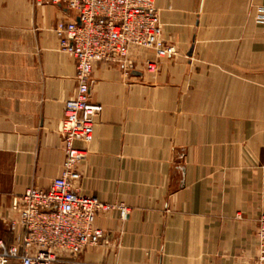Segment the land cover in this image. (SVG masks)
<instances>
[{
  "label": "crops",
  "instance_id": "obj_1",
  "mask_svg": "<svg viewBox=\"0 0 264 264\" xmlns=\"http://www.w3.org/2000/svg\"><path fill=\"white\" fill-rule=\"evenodd\" d=\"M178 55L156 71L97 63L103 106L80 166V193L114 206L103 240L55 264H257L264 215V0H156ZM64 6L0 0V236L14 200L49 189L65 160L61 124L76 60L60 49ZM139 74H134L133 72ZM129 215L124 218L119 206Z\"/></svg>",
  "mask_w": 264,
  "mask_h": 264
},
{
  "label": "built area",
  "instance_id": "obj_2",
  "mask_svg": "<svg viewBox=\"0 0 264 264\" xmlns=\"http://www.w3.org/2000/svg\"><path fill=\"white\" fill-rule=\"evenodd\" d=\"M64 6L74 11L77 21H61L56 34L60 49L76 60V95L65 104L61 124L65 160L63 170L49 189L29 187L14 200L17 218L10 223L15 236L8 245L0 236V264H55L61 254L78 256L98 245L104 232L96 227L98 215L114 206L80 193V166L87 150L77 143L90 144L97 118L104 108L91 101L90 87L97 63H122L127 73L137 70L135 51L152 52L146 59L148 71L158 63L178 55L174 44L163 39V28L156 0H34ZM126 218L129 210L118 207ZM257 264H264V215L258 220Z\"/></svg>",
  "mask_w": 264,
  "mask_h": 264
},
{
  "label": "water",
  "instance_id": "obj_3",
  "mask_svg": "<svg viewBox=\"0 0 264 264\" xmlns=\"http://www.w3.org/2000/svg\"><path fill=\"white\" fill-rule=\"evenodd\" d=\"M134 74H139L137 71L136 72H133ZM140 75V74H139Z\"/></svg>",
  "mask_w": 264,
  "mask_h": 264
}]
</instances>
